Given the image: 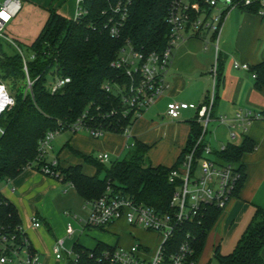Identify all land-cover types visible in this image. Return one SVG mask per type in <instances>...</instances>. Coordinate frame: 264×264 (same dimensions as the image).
Listing matches in <instances>:
<instances>
[{
	"label": "trees",
	"instance_id": "obj_1",
	"mask_svg": "<svg viewBox=\"0 0 264 264\" xmlns=\"http://www.w3.org/2000/svg\"><path fill=\"white\" fill-rule=\"evenodd\" d=\"M128 0H84L87 13L75 21L61 16L55 9L49 10V17L30 49L31 60L24 57H8L0 45V78L18 91V83L25 82L20 94L15 96L16 104L0 117V182L16 178L28 168L39 170L37 163L40 141L50 131L63 130L86 114L88 125L102 129L105 134H124L132 127L135 118H125L123 102L119 95L105 90L113 82L128 83V78L112 64L121 49L132 44L138 51L152 53L163 51L168 44L170 28L167 24L172 0H130L128 16L120 28V35L112 37L110 29L119 22L114 14L119 3ZM196 17V8H214L207 0H191ZM261 4L243 8L246 12L258 14ZM255 76L256 88L264 89V62L251 69ZM69 78L70 83L52 94L48 88L51 77ZM33 82L32 92L25 94L27 78ZM17 86V88H16ZM264 121V110L260 114ZM190 135L186 147L172 167L154 166L149 160L150 146L136 140L134 147L128 148L125 158L113 162L109 169L92 156H83L86 163L94 166L96 174H85L81 166L59 165L62 181L71 184L86 202L101 198L111 188L116 193L128 196L138 204L166 211L175 186L169 183L171 171L178 169L185 156L194 147L202 128L191 122ZM100 139V138H98ZM255 145L246 137L242 145L228 144L225 151L218 153L225 162L237 166L242 174L234 197L246 180L243 159L254 151ZM105 171V177L100 174ZM224 209L210 207L200 220L187 224L167 244L169 252L176 251L190 234L195 263L203 252L206 238L215 226ZM0 226L14 233L20 242L27 236L21 231L22 222L17 208L0 192ZM87 227V226H86ZM116 247L99 243L94 250L76 244V261L72 264H110L105 253ZM264 210L257 207L253 220L247 227L234 251L223 255L220 248L215 252L219 264H264Z\"/></svg>",
	"mask_w": 264,
	"mask_h": 264
},
{
	"label": "crops",
	"instance_id": "obj_2",
	"mask_svg": "<svg viewBox=\"0 0 264 264\" xmlns=\"http://www.w3.org/2000/svg\"><path fill=\"white\" fill-rule=\"evenodd\" d=\"M53 1L21 0L22 11L25 8L26 10H50ZM77 2L78 0H76L75 16ZM53 9L57 11V8L53 7ZM220 10L222 9H215L213 13L217 14ZM57 12L63 16L59 11ZM75 16L71 19L74 20ZM217 38L218 54L215 48ZM216 60L218 61V83L213 116L216 120L226 117L228 122L220 124L215 120L217 127L213 134L220 129L224 131L226 137L217 139L218 143H222L223 146L242 145L246 137L255 145L254 151L243 159L246 173L244 185L222 212L227 218V223H223L225 230L222 238L225 240L229 235L225 234L227 233L226 227L228 221L232 220L230 242L232 240L233 244L237 239L235 244L237 246L241 236L253 220L256 208L264 210V121L260 119V114L264 110V89L256 88L255 76L251 72L252 68L264 62V17L243 9H234L222 20L218 35L205 32L179 44L173 52L172 66L168 74L170 88L156 105L149 109L150 111L148 110L149 113L146 116L143 115L136 120L131 127L130 137H133L134 141L138 140L151 147L148 155L154 153V162L151 160L154 166L172 167L187 145L191 122L195 120L182 121L181 117L178 120H172L167 115V106L171 102L191 105L206 103L213 88L211 70ZM236 64L241 67L236 68ZM243 65H248L249 70L243 69ZM194 112L197 116L196 111ZM239 112L251 113L254 116L246 129L233 128L234 119ZM232 133L236 134L234 139L231 137ZM103 137V139H95L87 133H76L63 137L58 143L57 153H55L54 144L52 145L50 153L53 158L51 159L49 153L48 160L56 158L65 168L79 165L85 174L93 176L84 170V166L89 164L83 156L98 158L101 153L97 155L95 152L104 145L111 146L112 151L119 157L123 154L122 143L119 145L114 136L104 135ZM161 150L163 154H160ZM0 192L17 208L23 231L33 250L39 254L41 264L74 263L76 244L89 250H94L99 243L119 247L120 237L115 245L104 240L107 235L104 231L108 232L107 230H100L102 233L92 235L94 238L88 237L85 241L74 242L72 247L66 245L76 235L71 219L83 225L90 216V212H87L84 218H81L67 210L71 209L80 215L83 208L85 209L84 203L88 204L69 183L45 176L37 169L28 168L13 180L4 182ZM34 218L40 222L39 228L34 226ZM116 224L109 227V231L113 230ZM69 226L74 230L72 236L67 234ZM131 229L135 228L131 227ZM213 229L212 232H214ZM90 232L85 225L82 236H88ZM137 241L136 243H141L140 240ZM59 242L63 243L62 246ZM56 246L60 247L62 254L60 259L54 253ZM221 247L219 244L211 252L213 257L217 248H220L221 252Z\"/></svg>",
	"mask_w": 264,
	"mask_h": 264
},
{
	"label": "built area",
	"instance_id": "obj_3",
	"mask_svg": "<svg viewBox=\"0 0 264 264\" xmlns=\"http://www.w3.org/2000/svg\"><path fill=\"white\" fill-rule=\"evenodd\" d=\"M84 0H78L75 21L81 19L87 11L83 8ZM128 0L125 4L119 3L114 14L119 16V22L111 20L112 37L120 35V28L128 16ZM260 3L262 8L258 15L264 17V0H207L214 9H222L219 13H209L207 8L202 10L196 8L193 15L191 0H172L167 24L170 28L167 47L163 51L143 53L138 51L132 44L127 43L120 51L117 60L112 66L122 72L128 78V83L113 82L104 88L107 92L119 95L124 110L125 118L132 116L137 120L145 112L151 109L165 95L170 88L168 74L172 66L173 52L176 47L191 37H198L202 33L219 34L222 20L234 9H243ZM21 0H0V39H5L15 46L12 38L5 34V29L21 13ZM218 54V38L215 41ZM25 71L28 74L26 59L24 58ZM240 68L239 64L235 65ZM243 69L249 70L248 65ZM213 88L206 103L202 105H191L187 103L171 102L167 106V115L172 120H178L183 111L194 109L197 113L195 121L201 126V135L194 147L185 156L180 167L171 171L169 183L175 186L174 193L170 199L166 211H158L155 208L138 204L128 196L116 193L111 188L98 200L88 202L91 205V213L86 222L87 228L106 230L112 225L125 221L130 227L142 229L143 231L156 235L160 240L157 249H152L141 243L133 244L129 249L118 247L113 252L105 253L110 264H195L194 250L191 245L190 234L176 251L169 252L167 244L187 224L201 219L205 211L210 207L225 209L231 202L234 192L242 179V174L237 166L225 162L218 153L226 150L227 145L219 149H213L207 137L209 126L218 122L225 124L226 117L216 120L213 110L216 102V88L218 83V61L211 70ZM69 78L59 76L51 77L48 82L49 91L56 94L66 84ZM33 82L27 78V89L25 94L31 93ZM16 98L8 90L7 85L0 78V117L7 110L14 107ZM254 116L251 113L239 112L234 119L233 128L246 126L251 123ZM216 120V121H215ZM71 133L87 132L91 137L102 138L105 132L100 128L88 125L86 114L68 127ZM64 130V129H63ZM63 130L50 131L40 141L37 163L41 164L39 171L45 176L62 180L57 170L60 163L54 158L48 160L55 139ZM131 128H126L124 134L130 137ZM0 134L3 130L0 128ZM234 139L235 133L231 134ZM134 144L127 148H133ZM104 163L109 160L107 154H100L97 158ZM34 226H41L38 219H33ZM21 231L24 233L23 228ZM68 236L74 234L72 227L67 229ZM26 235V234H25ZM62 242L59 245L62 246ZM56 257H62L60 247L54 248ZM76 261V260H75ZM0 264H41L40 256L35 252L25 237L20 242L17 236L0 226Z\"/></svg>",
	"mask_w": 264,
	"mask_h": 264
},
{
	"label": "rangeland",
	"instance_id": "obj_4",
	"mask_svg": "<svg viewBox=\"0 0 264 264\" xmlns=\"http://www.w3.org/2000/svg\"><path fill=\"white\" fill-rule=\"evenodd\" d=\"M61 0H54L50 7L57 8V11H59L65 18L71 19L75 16V11H76V0H63L60 3ZM61 4V5H60ZM59 6V7H58ZM49 16V9H38V10H26V8L20 13V16L18 17L17 21L14 20L7 28L5 29V34L8 35L10 38H12L13 42L15 43V46L8 42L5 39H0V45L2 46V52L7 55L8 57H14L16 55H21L23 56L26 60L30 61L31 57L33 56V51L30 49L31 45L35 42L39 34L41 33L47 19ZM25 87V82H19L18 83V91H11L10 86L7 85L8 90L11 92L12 95L16 96L17 94H20V91L24 89ZM17 88V86H16ZM20 90V91H19ZM150 111V110H149ZM147 111L143 115H147L149 113ZM195 110H189L186 112L181 113V119L182 121H189V120H195L196 115ZM142 115V116H143ZM141 116V117H142ZM139 117V118H141ZM217 124L212 123L209 126V134L208 138L206 139L207 142L210 143L211 147L213 149H219L223 145L222 143H218L217 139L219 137L225 138L226 135L224 134V131L222 129L216 131V134H213V132L216 130ZM78 133H87V132H78ZM74 133L71 132H64L60 136H58L55 141H54V149L55 153L58 152V143L63 139V137L66 136H71ZM88 134V133H87ZM114 136L115 139H117V143L120 145L122 143V155L119 157L116 153H114L111 149V146H103L102 148H98L97 151L95 152L97 155L98 154H108L109 155V160L107 162H104V167L106 169H109L113 162H115L118 158H125L126 155L128 154V149L127 147L131 146L134 144V139L133 137H128L126 134H106ZM218 137V138H217ZM102 137L101 139H103ZM239 142V140L237 141ZM160 154H163V151H160ZM51 159L53 158L52 153H50ZM96 155V156H97ZM149 160L154 162V153L150 154ZM151 161V163H152ZM84 170L87 173L91 174H96V169L94 166L91 165H86L84 166ZM105 171H103L100 174L101 178L105 177ZM4 186V182H0V189ZM83 211L78 215V213H75V211H72L71 209H67L71 212H73L74 216H80L81 218H84L85 214L87 212L91 213V205L84 203ZM89 214V213H88ZM89 219V216H88ZM87 219V220H88ZM227 218L224 217V214H222L217 223L216 227L213 229L214 232H211L208 234L205 242V246L203 249V252L201 253L200 257L197 259L195 264H219L217 259L212 256L213 250H215L216 247H218L219 244H221V254L223 255H228L231 252L234 251L236 248V242L237 239L232 244V240L230 242V237H232V228L230 230V226H232V220L228 221V226L226 227V232L225 234H229L226 236L225 240L222 238V234L224 233L225 227L223 223H227ZM72 220V226L74 227L76 235L73 237L72 240L68 241L66 245H69L72 247L74 242L78 241H85V239L89 238H94L92 235H97L100 234V230L98 229H92L90 228L89 230L90 235L88 236H82V231L84 230V226L86 225L85 223L82 225L81 223ZM225 221V222H224ZM98 230V231H97ZM108 232L104 231L107 235H105L104 240H107L109 243L116 244L118 237H120V243L119 247L129 249L132 244L136 243V240H140L141 243L145 244L148 247H151L152 249H157L160 243V240L156 238V235L154 234H149L147 232H144L142 229H131L127 224H125L124 221L118 222L113 230L106 229ZM111 232V233H109ZM102 233V232H101ZM224 234V235H225ZM96 238V237H95ZM135 238V239H134ZM224 240V241H223ZM137 241V242H138ZM230 246V247H229ZM232 246V247H231ZM231 248V249H230ZM74 256V255H73Z\"/></svg>",
	"mask_w": 264,
	"mask_h": 264
}]
</instances>
